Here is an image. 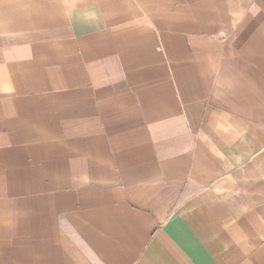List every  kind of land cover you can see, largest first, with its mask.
I'll list each match as a JSON object with an SVG mask.
<instances>
[{"label": "crops", "instance_id": "0c3cea01", "mask_svg": "<svg viewBox=\"0 0 264 264\" xmlns=\"http://www.w3.org/2000/svg\"><path fill=\"white\" fill-rule=\"evenodd\" d=\"M0 264H264V0H0Z\"/></svg>", "mask_w": 264, "mask_h": 264}]
</instances>
